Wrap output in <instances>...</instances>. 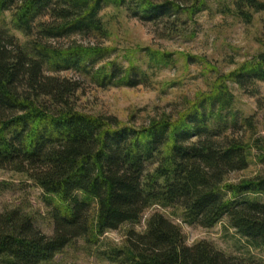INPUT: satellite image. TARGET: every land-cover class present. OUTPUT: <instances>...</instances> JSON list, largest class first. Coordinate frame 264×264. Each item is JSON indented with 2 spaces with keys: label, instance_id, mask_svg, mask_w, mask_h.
<instances>
[{
  "label": "trees",
  "instance_id": "obj_1",
  "mask_svg": "<svg viewBox=\"0 0 264 264\" xmlns=\"http://www.w3.org/2000/svg\"><path fill=\"white\" fill-rule=\"evenodd\" d=\"M250 25L264 0H0V171L21 175L50 207L52 236L19 208L0 214V264H50L81 239L105 264H264V173L232 181L251 160L264 164L255 121L235 107L232 86L264 110V18L253 60L214 80L212 90L147 125L121 123L80 110V82L135 88L146 82L136 66L122 69L104 47L107 8L150 26L158 40L193 37L194 18L211 10ZM81 36L93 46L60 41ZM150 68L170 55L146 49ZM192 59V57H188ZM231 86V87H230ZM172 210L188 226L226 221L245 255H227L206 241L186 244L180 227L162 214L143 232L125 231L121 245L103 236L141 224L152 208Z\"/></svg>",
  "mask_w": 264,
  "mask_h": 264
},
{
  "label": "rangeland",
  "instance_id": "obj_2",
  "mask_svg": "<svg viewBox=\"0 0 264 264\" xmlns=\"http://www.w3.org/2000/svg\"><path fill=\"white\" fill-rule=\"evenodd\" d=\"M101 17L108 29V40L104 47L112 48L111 55L122 69L136 66L146 73V82L135 88L110 86L101 88L94 81L78 77L73 73L63 76L72 77L80 82L79 108L91 115L107 114L116 117L121 123L147 125L156 113L172 111L182 101H192L209 93L217 77L227 75L253 60L263 51L259 43L261 20L264 14L254 17L250 25L218 13L216 4L211 10L197 15L190 27L194 36L179 40H158L150 26L129 19L123 12L107 8ZM76 43L84 47L94 45L86 37L77 36L70 41H60V47ZM146 49L152 53L170 55L165 66L150 68ZM192 57V59H188ZM231 87V86H230ZM260 96L264 97V84H259ZM235 97V107L245 117L255 121L254 139L264 140V110L260 109L256 98L249 97L237 87H231ZM264 173V164L258 159L250 162L244 172L231 176L232 181L252 178ZM21 209L34 218V226L46 236L53 234V222L49 216L50 207L42 191L21 175L0 171V214L5 210ZM159 213L178 225L186 244L192 246L206 241L217 250L232 256L245 255L243 241L228 228L223 221L212 228L188 226L172 210L152 207L144 215L141 224L124 225L118 231L106 233L105 241L121 245L126 229L137 232L145 229V220ZM253 255L264 260L263 251H253ZM50 264H105L94 256L93 250L78 239L57 255Z\"/></svg>",
  "mask_w": 264,
  "mask_h": 264
}]
</instances>
